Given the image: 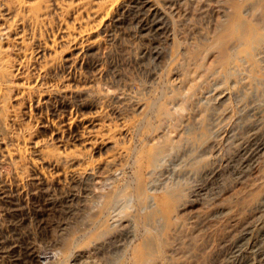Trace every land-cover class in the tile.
Listing matches in <instances>:
<instances>
[{
  "label": "rangeland",
  "instance_id": "obj_1",
  "mask_svg": "<svg viewBox=\"0 0 264 264\" xmlns=\"http://www.w3.org/2000/svg\"><path fill=\"white\" fill-rule=\"evenodd\" d=\"M60 1L81 42L0 90V264H264V0Z\"/></svg>",
  "mask_w": 264,
  "mask_h": 264
},
{
  "label": "bare ground",
  "instance_id": "obj_2",
  "mask_svg": "<svg viewBox=\"0 0 264 264\" xmlns=\"http://www.w3.org/2000/svg\"><path fill=\"white\" fill-rule=\"evenodd\" d=\"M125 1V0H124ZM141 1V0H140ZM77 5H82L83 0H69L68 6H71L73 3ZM107 2V1H106ZM88 3V2H87ZM134 3V2H133ZM53 4V5H52ZM84 4V3H83ZM110 5V4H109ZM108 5V6H109ZM58 10L59 15L63 17L65 13L64 4L60 0H0V10H3V15L8 16L7 20H3L0 23V90L1 86L8 81V78L12 74H21L22 68L29 65L32 56L40 55L43 58L49 57L55 54V46L58 43L68 44L69 46L75 47L80 42L78 38L81 37L83 31L82 27L78 32L66 25L63 28H60V34L55 36L52 31L48 30L50 13L54 7ZM139 7V6H138ZM106 8V7H105ZM144 8V7H143ZM85 10L84 17L83 15L79 18H74L75 20H88L91 15H102L106 12V9L97 8L92 11ZM89 9V8H88ZM91 9V8H90ZM134 9V8H133ZM109 10V9H108ZM143 10V9H142ZM140 10V11H142ZM54 11V10H53ZM81 11V10H80ZM138 11V10H137ZM128 13V12H127ZM139 13V12H138ZM141 13V12H140ZM55 14V13H54ZM126 14V13H125ZM104 15V14H103ZM147 16V15H146ZM156 16V15H155ZM158 16V15H157ZM102 19V16H100ZM102 21V20H101ZM74 26V24H73ZM80 26V25H79ZM91 28V27H90ZM93 28V27H92ZM91 28V29H92ZM96 28V27H94ZM59 30V29H58ZM86 33V32H85ZM88 33V32H87ZM88 35V34H87ZM84 36V34H83ZM83 38V37H82ZM78 39V40H77ZM83 43V42H82ZM81 43V44H82ZM60 45V44H59ZM67 45V46H68ZM57 47V46H56ZM73 51V50H72ZM71 52V51H70ZM79 53V52H78ZM77 53V54H78ZM73 54V53H72ZM34 55V56H35ZM66 57V56H65ZM64 58V57H63ZM69 58V57H68ZM73 58H69V61ZM79 59V58H78ZM76 60V59H75ZM68 61V62H69ZM78 62V61H77ZM71 66V65H70ZM74 66V65H73ZM72 68V67H71ZM75 71V70H74ZM39 74V73H38ZM68 74V73H67ZM71 75V74H70ZM44 77V76H43ZM19 78V77H18ZM36 82V81H35ZM57 90V89H56ZM55 90V91H56ZM48 91V90H47ZM49 92V91H48ZM52 92V91H51ZM60 93V92H59ZM53 95V94H52ZM43 96V95H42ZM39 100V99H38ZM31 105V104H30ZM66 108V107H65ZM90 118V117H89ZM48 119V118H47ZM65 119V118H64ZM46 121V120H45ZM48 121V120H47ZM46 125L53 126L49 124ZM50 121V120H49ZM63 121V120H62ZM73 121V120H72ZM68 122V125L72 123ZM81 121V120H79ZM94 121V120H93ZM60 122V121H59ZM85 122V121H84ZM95 122V121H94ZM45 123V122H44ZM43 123V124H44ZM83 123V122H81ZM52 124V123H51ZM73 124V123H72ZM80 124V123H79ZM87 124V123H86ZM75 125V124H74ZM48 126V127H49ZM58 126V124H57ZM87 126V125H86ZM104 128V127H103ZM70 129V128H69ZM75 129V128H74ZM71 130V129H70ZM84 130V129H83ZM65 131V130H64ZM103 131V130H102ZM126 131V130H125ZM54 132V130H52ZM62 132V131H61ZM57 133V132H56ZM78 133V132H77ZM81 133V132H80ZM90 132H87L89 135ZM110 133V132H109ZM58 134V133H57ZM52 135V134H51ZM65 135V134H64ZM71 135V134H70ZM93 136V135H92ZM82 138V142H87L89 136L87 137L82 133L79 136ZM86 137V138H85ZM93 138V137H92ZM91 138V139H92ZM106 138V137H105ZM101 140V139H100ZM97 141V140H96ZM100 143V142H98ZM88 144V143H87ZM85 145V144H84ZM100 145V144H99ZM36 148V147H35ZM65 148V147H64ZM257 148V147H256ZM247 149V148H246ZM8 150V149H7ZM65 151V150H64ZM81 151V150H80ZM5 152V150H4ZM35 154L38 157L42 156V151L34 150ZM79 153V152H78ZM64 154V153H63ZM150 158H156L157 152H148ZM9 155L8 152L6 156ZM77 155V154H76ZM84 155V154H83ZM243 156V155H242ZM80 157V156H79ZM83 157V156H82ZM253 157V156H252ZM7 159V158H6ZM9 159V158H8ZM7 159V160H8ZM247 162V161H246ZM75 163V162H74ZM78 170V169H77ZM81 170V169H80ZM110 170V169H109ZM36 171V169H35ZM85 171V170H84ZM89 171V170H88ZM33 173V172H32ZM36 173V172H35ZM42 173V172H41ZM40 173V174H41ZM82 173V172H81ZM87 173V172H86ZM43 174V173H42ZM74 174V172H73ZM37 175V174H35ZM76 175V174H75ZM33 176V175H32ZM39 176V175H38ZM37 176V177H38ZM41 176V175H40ZM74 176V175H73ZM72 176V177H73ZM40 178V177H39ZM77 178V177H76ZM79 178V177H78ZM40 181V180H39ZM2 186V185H1ZM7 188V187H6ZM7 195V194H6ZM263 236V235H262ZM257 244V243H255ZM263 244V243H262ZM258 246V245H257ZM263 248V247H262ZM238 252V251H237ZM261 254V253H260ZM54 256V255H53ZM56 256V255H55Z\"/></svg>",
  "mask_w": 264,
  "mask_h": 264
}]
</instances>
